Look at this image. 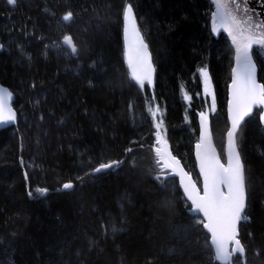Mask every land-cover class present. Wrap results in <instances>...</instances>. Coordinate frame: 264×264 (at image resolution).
I'll return each mask as SVG.
<instances>
[{"label": "trees", "instance_id": "1", "mask_svg": "<svg viewBox=\"0 0 264 264\" xmlns=\"http://www.w3.org/2000/svg\"><path fill=\"white\" fill-rule=\"evenodd\" d=\"M128 5L152 56V89H142L127 66ZM212 11L210 0H0V84L14 95L17 113L16 125L0 131V264H217L176 180L154 170L150 118L156 102L173 155L200 185L196 114L212 104L205 106L201 68L215 97L210 127L220 155L229 127L233 53L223 34L212 35ZM65 35L75 54L61 44ZM253 57L264 84V55L254 48ZM258 112L236 137L246 190L243 264H264ZM111 161L122 163L93 174ZM69 181L74 188L62 190Z\"/></svg>", "mask_w": 264, "mask_h": 264}, {"label": "snow or ice", "instance_id": "2", "mask_svg": "<svg viewBox=\"0 0 264 264\" xmlns=\"http://www.w3.org/2000/svg\"><path fill=\"white\" fill-rule=\"evenodd\" d=\"M217 6V11L213 13V31L217 30V25L223 28L232 38V43L236 48V64L233 69L232 80V99L229 101V113L231 120V130L227 135L229 138L230 152L228 155L227 165L220 162V159L215 156H209L207 150V141L209 139L208 132V116L206 113H200V142L197 143V158L199 160L200 174L203 178L202 194L198 191L196 184L192 182L187 173L181 175V185L184 192L191 201L192 211L202 213L207 223L203 227L211 233V245L214 246L215 259L220 264H234L232 255L234 253L242 254L244 248L238 239L237 223L243 217L246 206V191L244 184L243 169L240 163V157L236 152L234 137L240 122L245 117L253 115L254 108H264V84H258L255 78V65L252 63L250 51L253 45L264 46V25L253 24L251 19H245L242 16L237 17L234 10L228 9L227 6L221 3V0H212ZM9 5L14 6L16 0H7ZM235 5V9H240L238 0H231ZM123 17L127 26L130 23L135 31V21L133 19V8L128 5L124 8ZM73 18L71 11L65 13L62 21L68 24ZM138 36V33H136ZM63 43L68 45L72 53L77 52V48L70 35L63 37ZM141 43V50L137 55L135 64L130 60L129 67L132 69V79L143 89L145 82L152 84V63L147 51V45ZM199 75L202 77L205 94L208 95L211 80L207 68H201ZM2 91L7 92L6 89ZM10 97V94H9ZM188 97L185 96V100ZM215 97L212 98V111H215ZM3 99L0 97V123H7L15 120V114L8 112L7 120L4 115ZM153 118L156 112L152 113ZM260 120L264 121V112L255 113ZM162 121L157 123L155 127L159 130ZM157 144L161 143L159 131H157ZM204 150L203 152L201 150ZM131 152L132 149L127 150ZM157 156L162 158L160 149H157ZM122 161H111L102 163L93 169L94 173L102 172L106 169L118 167ZM172 166L179 167V161L170 157L164 163V167ZM182 172V170H181ZM188 177V183L184 182L185 177ZM159 180L160 177L157 176ZM163 183V181H161ZM74 184L69 181L62 185V190H71ZM226 189V191H225ZM41 196L46 195L47 189L37 188ZM32 196V192H29ZM201 221L197 220V223ZM115 231V229H114ZM229 243L234 247L229 249Z\"/></svg>", "mask_w": 264, "mask_h": 264}, {"label": "water", "instance_id": "3", "mask_svg": "<svg viewBox=\"0 0 264 264\" xmlns=\"http://www.w3.org/2000/svg\"><path fill=\"white\" fill-rule=\"evenodd\" d=\"M210 1L213 4L212 0H210ZM238 2L240 3L241 7H240L239 10H236L235 9V5H233L231 3V0H221V3L225 4L228 9H231V10L235 11V14L237 15V17H241L242 16L245 19L250 18L251 22L253 24L264 25V0H238ZM213 7H214L213 13H215L217 11V6L215 4H213ZM213 13H212V16H211V31H212L213 35L215 37H219V35H221V34L225 35L227 37V39L229 40V42L231 44V47L233 49V52H234L233 67H232V70H231V81H230V84L228 86L227 117H228V122H229V129H228V131H229V130H231V127H232L231 120H230V113H229V101L232 99V87H231V85H232V80H233V69H235L237 67V64H236V48H235V46L232 43V38L228 35V32H226L223 28H221V27H219L217 25V30L215 32L213 31V26H214L213 25ZM133 19L135 21V31L133 30L132 25L129 23L128 26H127V32H126V30H125L126 23H125V20H124V17H123V42H124L126 60H127V64H128V68H129V72H130L131 76H132V69L129 67V61L131 60L135 64L136 59H137V55H138L139 51L141 50L140 41H143V44L146 45V43H145V41H144L140 31H139L134 12H133ZM136 33H138V36L136 35ZM62 44H63V46L67 47L71 51L70 47L68 45H65L63 43V41H62ZM254 47H258L261 50V52L264 54V46L253 45L252 49L250 51V54L252 56V63L255 65V78H256V81H257L258 84H262L258 80L257 65H256L255 60H254L253 55H252V50H253ZM147 51H148V54H149V56L151 58V63H152V68H153L152 84L150 85L152 87L153 84H154V79H155V67L153 65L151 53H150V51L148 49V46H147ZM73 54H75V53H73ZM3 89H6L7 92L2 91ZM9 94H10V97H9ZM0 97H2V99H3V105H4L3 115H4L5 120H7V116H8V112L9 111H11L12 113L15 114V120L14 121H10V122H7V123H0V130H2V129L8 128V127H12V126L16 125L17 113L14 110V108L12 107V102L14 100L13 94L10 92V90L7 87L3 86L2 84H0ZM262 110L264 112V108H262ZM245 118H244V120H245ZM243 121L240 122V125L237 128L236 133H235V137H234L235 148H236V152H238V154H239V151H238V147H237V143H236V136H237V134L239 132L240 126L243 123ZM200 131H201V124H200V119H199V139H198V143L200 142ZM228 131H227V133H228ZM208 132L210 134L209 135V139L207 141L208 155L209 156H215V157L220 159L219 154H218V152H217V150H216V148L214 146V143H213L212 133H211L210 123L209 122H208ZM227 133H226V143H225V149H224V151H225V163H223L221 161V159H220V162L225 164V165H227V163H228V155H229V152H230L229 138H228ZM196 145H195V148H194V158H195V162H196L197 172H198V174H199V176L201 178V185H202L201 189L198 187V185L196 184V181L192 178V176H190L185 171V169L183 168V166L180 163V161L178 160V158L173 156V154H172V152H171V150L169 148L162 147V150H161V152H163L167 156V158H169V156H170V157L175 158L176 161H179V167L173 168L170 165L169 167H165V168L168 171L172 172V176L177 178V181H178V184H179V188H180L184 198L186 199V201L190 205H191V201L188 200V197H187V195L184 192V188L181 185V175L183 173H187L188 176L191 177L192 182L196 184V187H197L198 191L202 194V191H203V178H202V176L200 174L199 160H198L197 155H196V153H197ZM201 151L203 152L204 150L202 149ZM239 157H240V154H239ZM166 161H168V159L167 160L166 159L163 160V165H164V163ZM240 163L242 165L241 158H240ZM242 169H243V166H242ZM181 170H182V172H181ZM93 174H97V173L93 172ZM243 176H244V174H243ZM184 182L188 183V177L187 176L185 177ZM225 191H226V189H225ZM29 198L31 199L32 196H29ZM197 214H199L202 217L204 223H207V221L204 219L202 213H197ZM237 226H238V223H237ZM205 230L207 231V229H205ZM208 234L210 236V245H211V233L208 232ZM211 247H212L213 252H214V246L211 245ZM229 249H230V243H229ZM214 255H215V252H214ZM217 262L220 264L219 261H217Z\"/></svg>", "mask_w": 264, "mask_h": 264}, {"label": "rangeland", "instance_id": "4", "mask_svg": "<svg viewBox=\"0 0 264 264\" xmlns=\"http://www.w3.org/2000/svg\"><path fill=\"white\" fill-rule=\"evenodd\" d=\"M209 93L210 94H208V95L205 94L204 86H203V95L206 98V99H204L206 107H207V101L209 103V99L210 100L212 99V87H211V85L209 87ZM187 100H189V98ZM153 112H156L155 118H153V115H152ZM202 112L207 114L208 122H210V118H212V116H213L212 104L206 110H204ZM200 113L201 112H198V119H200ZM150 118H151V125H152V128H153V132H152V148H153V167H154V170L156 171V173L161 178L168 179V183H170L171 179L174 178L176 180L177 185H178L177 178L172 176V172L168 171L163 165V160L164 159H166V160L168 159L167 156L163 152H161L162 158L157 156V149H160V151H161L162 147L168 148V142H167V139H166L165 128H164L165 124H164V119H163V111L156 104V102H152L151 110H150ZM160 121H162V123L160 124L159 130H157L155 125L157 123H159ZM157 131H159V136H160V140H161L160 144H157V142H156V140H157ZM221 155H223V157H222V159H223L224 158V152ZM222 162L225 163V160L223 159ZM191 176L193 177V175H191ZM194 180H196V179H194ZM242 215H243V217H245L244 214H242ZM237 256L240 257L239 261H236ZM232 260L234 261V264H243L242 254H240V253H234L232 255Z\"/></svg>", "mask_w": 264, "mask_h": 264}, {"label": "bare ground", "instance_id": "5", "mask_svg": "<svg viewBox=\"0 0 264 264\" xmlns=\"http://www.w3.org/2000/svg\"><path fill=\"white\" fill-rule=\"evenodd\" d=\"M232 50V49H231ZM232 53H233V51H232ZM233 56V55H232ZM233 63V62H232ZM259 64V63H258ZM231 66H232V64H231ZM259 74V73H258ZM228 87V86H227ZM227 93V92H226ZM225 102H226V100H225ZM225 109H226V105H225V107H224ZM226 113V112H225ZM259 113V112H258ZM228 122V121H227ZM228 124V123H227ZM229 128V127H228ZM105 171V170H104ZM238 257V256H237ZM237 259V258H236Z\"/></svg>", "mask_w": 264, "mask_h": 264}]
</instances>
